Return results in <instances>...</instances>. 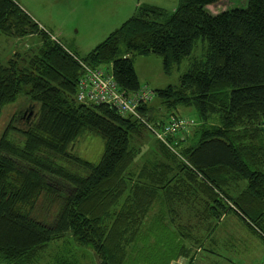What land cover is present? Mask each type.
I'll return each instance as SVG.
<instances>
[{"label":"trees","instance_id":"16d2710c","mask_svg":"<svg viewBox=\"0 0 264 264\" xmlns=\"http://www.w3.org/2000/svg\"><path fill=\"white\" fill-rule=\"evenodd\" d=\"M220 1L179 0L172 12L143 3L80 56L17 0H0V40L42 38L35 50L0 52V108L21 94L39 104L25 127L10 122L0 137V264H37L58 240L67 254L56 264H80L78 250L93 253L94 264H126L157 199L171 212L202 199V216L227 209L264 240V0L207 10ZM199 40L207 42L202 56L179 83L150 89L163 113L152 99L138 105L146 122L76 98L84 65L105 66L132 96L143 88L137 55L162 56L170 73ZM181 107L193 108L201 122L157 138L147 123L182 117ZM85 133L104 140L98 163L72 149ZM177 247L167 264L189 255L185 244Z\"/></svg>","mask_w":264,"mask_h":264},{"label":"rangeland","instance_id":"374dc122","mask_svg":"<svg viewBox=\"0 0 264 264\" xmlns=\"http://www.w3.org/2000/svg\"><path fill=\"white\" fill-rule=\"evenodd\" d=\"M17 1L35 18H41L43 15L44 20L41 21H45L46 27L54 31L51 30L53 35L67 47L75 49L80 56L92 50L112 30L131 17L138 5L149 3L163 7L169 12L179 5V0ZM246 4L247 0H221L206 7L209 12L216 14L231 8L244 7ZM58 29L63 30L65 36H61L68 42L59 36ZM41 42L39 35L4 39L0 42V52L8 57V52L14 48L16 51H31L38 48ZM206 44V41L199 40L191 56L184 59L180 65H175L170 73L164 71L162 56L154 53L137 55L134 67L141 86L152 90L178 84L182 73L189 68L192 58L202 56L203 45ZM159 102L155 97L150 105L157 114H162L163 112L157 109ZM30 107L33 116L39 104L22 94L16 102L2 106L0 137L10 122L18 128L25 127L30 121V118H27ZM23 112L25 115L21 117ZM178 114L194 119L196 123L201 122L193 108L181 107ZM218 121L217 116L211 119L214 123ZM146 147L143 146V152ZM72 149L80 157L98 163L102 157L104 140L98 134L85 133L74 142ZM140 160L141 155L138 156L137 163ZM194 203V206H190L180 202L174 207V212H171L161 199H157L142 227V239L139 238L134 246L128 248L129 257L126 264H167L170 258L176 255L179 244L190 248L189 255L171 260L169 264H264V240L253 233L238 215L226 209L219 211L216 218L206 214L202 216L199 212L204 207V200L196 199ZM226 205L231 206L228 203ZM63 241L50 243L42 252L37 264H56V257L67 254L63 249L66 246ZM77 254L80 264H94L96 261V256L89 251L78 250Z\"/></svg>","mask_w":264,"mask_h":264},{"label":"built area","instance_id":"2783aa9c","mask_svg":"<svg viewBox=\"0 0 264 264\" xmlns=\"http://www.w3.org/2000/svg\"><path fill=\"white\" fill-rule=\"evenodd\" d=\"M76 98L79 102L111 104L116 106L121 113L145 121L137 108L140 103L150 101L153 95L149 88L143 87L135 95L128 96L121 91L113 74L106 67L84 65V74L79 81ZM193 122V119L188 117L174 116L160 127H154L149 123L147 125L157 138L166 141L167 135L175 134Z\"/></svg>","mask_w":264,"mask_h":264},{"label":"crops","instance_id":"0c3cea01","mask_svg":"<svg viewBox=\"0 0 264 264\" xmlns=\"http://www.w3.org/2000/svg\"><path fill=\"white\" fill-rule=\"evenodd\" d=\"M18 3H19V2H18ZM19 4H20V3H19ZM20 5H21V4H20ZM21 6H22V5H21ZM22 7H23V6H22ZM23 8H24V7H23ZM24 9H25V8H24ZM25 10H26V9H25ZM26 11H27V10H26ZM27 12H28V11H27ZM28 13H29V12H28ZM29 14H30V13H29ZM31 16H32V15H31ZM33 18H34V19L40 24V26L47 28L46 25L44 24L45 21H43V22L41 21V20H44V19H43V18H44L43 15H41V18H38V17L35 18L34 16H33ZM45 20H46V19H45ZM48 28H49V27H48ZM48 28H47V29H48ZM50 30H52V29H50ZM52 31H53V30H52ZM53 32H54V31H53ZM58 32H59V36H60L61 38H63L64 40H66L65 37H62V36H65L64 33H63V30H62V29H58ZM53 34H54V33H53ZM61 35H62V36H61ZM54 37H56V36L54 35ZM56 38H57V37H56ZM4 39H7V38H3V39H1L0 42H3ZM60 41H61V40H60ZM61 42H62V41H61ZM66 42H68V41L66 40ZM2 55H3V54H2Z\"/></svg>","mask_w":264,"mask_h":264},{"label":"water","instance_id":"95a60500","mask_svg":"<svg viewBox=\"0 0 264 264\" xmlns=\"http://www.w3.org/2000/svg\"><path fill=\"white\" fill-rule=\"evenodd\" d=\"M33 114V110L31 109V107L28 109V115L27 118L29 119L31 117V115ZM25 112L21 113V117H24Z\"/></svg>","mask_w":264,"mask_h":264}]
</instances>
